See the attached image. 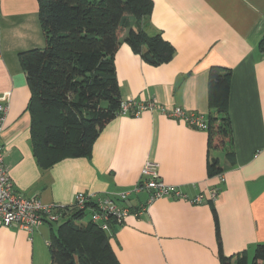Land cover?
<instances>
[{
	"label": "crops",
	"instance_id": "obj_1",
	"mask_svg": "<svg viewBox=\"0 0 264 264\" xmlns=\"http://www.w3.org/2000/svg\"><path fill=\"white\" fill-rule=\"evenodd\" d=\"M144 31L160 34L174 50L165 64L150 66L120 36L114 55L121 101H155L207 120L208 73L230 70L227 111L232 158L215 148L207 130H197L158 111L117 116L94 141L87 157L66 158L42 169L32 151L30 90L19 53L42 49L44 35L36 0H0V99L9 95L0 145L16 190L43 204L69 206L78 193L115 196L132 191L144 164L154 162L160 179L192 198L211 189L215 201L194 205L131 192L125 204L146 206L110 237L119 264H220L225 256L264 243V0H151ZM220 149V150H219ZM216 159L224 170L207 175ZM42 227L32 234L0 227V264H50L38 252ZM35 238V240H34ZM39 238V237H38Z\"/></svg>",
	"mask_w": 264,
	"mask_h": 264
},
{
	"label": "trees",
	"instance_id": "obj_2",
	"mask_svg": "<svg viewBox=\"0 0 264 264\" xmlns=\"http://www.w3.org/2000/svg\"><path fill=\"white\" fill-rule=\"evenodd\" d=\"M44 47L19 53L30 98L32 151L38 166L47 169L66 158L87 157L101 129L118 116L119 94L114 55L123 42L150 66L168 63L173 46L143 27L152 13L151 0H36ZM230 70L212 67L208 73L209 140L218 135L231 147L227 111ZM224 141H221L223 144ZM229 160L232 151L226 153ZM231 161V159L229 160ZM224 170L216 159L207 175ZM82 210L63 211V222L47 224L50 264H119L110 245V232L83 219ZM220 264H264V243L252 256H225L217 235Z\"/></svg>",
	"mask_w": 264,
	"mask_h": 264
},
{
	"label": "built area",
	"instance_id": "obj_3",
	"mask_svg": "<svg viewBox=\"0 0 264 264\" xmlns=\"http://www.w3.org/2000/svg\"><path fill=\"white\" fill-rule=\"evenodd\" d=\"M8 110L9 95H6L0 99V138ZM152 111H158L167 118L183 122L197 130L208 129L204 116L187 113L178 107L169 109L155 101L137 102L134 99H127L121 102L118 116L137 117L144 112ZM142 191L150 193L148 203L156 199L171 197L198 205L205 201H215L218 197V192L211 189L207 193L188 198L178 188L166 185L160 179L157 164L147 161L141 170L140 180L132 191L121 192L115 196L78 193L74 197L73 204L69 206L43 204L38 199L25 197L16 190L4 165V152L0 145V227L17 226L32 234L40 226L58 223L63 218V211L67 207L68 210L86 211L89 222L103 231L110 232L121 226L129 216L139 218L145 212V205L132 209L125 204L131 192Z\"/></svg>",
	"mask_w": 264,
	"mask_h": 264
},
{
	"label": "rangeland",
	"instance_id": "obj_4",
	"mask_svg": "<svg viewBox=\"0 0 264 264\" xmlns=\"http://www.w3.org/2000/svg\"><path fill=\"white\" fill-rule=\"evenodd\" d=\"M36 4H37V2H36ZM221 141H224V143L221 144ZM213 144H214L215 148H217V149L220 148L221 152L224 154L229 153V151H230L229 142H228L226 137H225V139L221 140L220 136H218V135L214 136L213 137ZM123 192H125V191H123ZM87 220H88V217L86 216L83 219V222H86ZM61 222H63V220H60L58 222V224H60ZM54 225H55L54 227L56 228L57 224H54ZM40 231L42 232L40 234L41 238H40V236L35 237L39 241L38 246H37V250H38V252L42 253L44 257L47 256V257H45V260H47V259H49V251H48V247H47V243H49V241H50L49 230L47 227H42L40 229ZM35 238H34V240H35Z\"/></svg>",
	"mask_w": 264,
	"mask_h": 264
}]
</instances>
